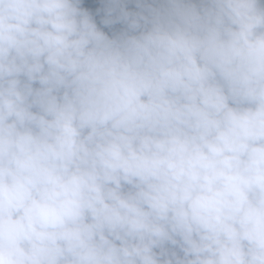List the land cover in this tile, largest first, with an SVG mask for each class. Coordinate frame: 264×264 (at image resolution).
<instances>
[{
  "label": "clouds",
  "instance_id": "1",
  "mask_svg": "<svg viewBox=\"0 0 264 264\" xmlns=\"http://www.w3.org/2000/svg\"><path fill=\"white\" fill-rule=\"evenodd\" d=\"M0 264H264V0H0Z\"/></svg>",
  "mask_w": 264,
  "mask_h": 264
}]
</instances>
